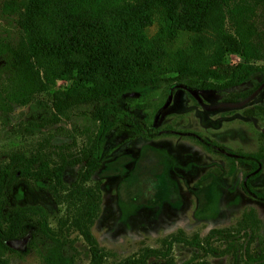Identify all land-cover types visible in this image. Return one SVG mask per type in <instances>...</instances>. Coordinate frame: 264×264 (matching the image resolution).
<instances>
[{"label":"trees","instance_id":"trees-1","mask_svg":"<svg viewBox=\"0 0 264 264\" xmlns=\"http://www.w3.org/2000/svg\"><path fill=\"white\" fill-rule=\"evenodd\" d=\"M259 7V0H5L1 13L14 21L18 35L0 39V76L5 79L0 111L10 114L17 106L34 105L36 97L57 81L68 80L73 81L69 89L54 92L50 104L38 105L51 112L50 121L55 123L73 109L88 107L99 130L90 145L77 146L74 140L58 150L0 162V264L4 255L22 257L31 251L43 264H78L81 252L76 241L52 228L47 208L22 204L16 189L27 181L50 193L58 205L68 204L74 209L73 225L89 236L103 197L101 182L86 185L103 167L108 135L121 129L132 137L155 136L131 106L138 97L178 84L222 92L228 103L253 95L264 83V65L239 63L224 82L216 79L230 53L264 61L256 24ZM156 20L160 30L149 37L147 28ZM180 32L187 35L186 42L170 49L171 39ZM249 83L247 89L226 92ZM40 127L30 122L25 130L32 133ZM197 139L207 151L230 158L233 170L244 168L243 190L264 202V190L254 186L264 172L263 147L256 152L233 151ZM77 166L80 181L68 184L67 173ZM62 222L58 220L60 226ZM254 242L251 231L212 229L205 238H189L180 230L134 263L156 258L177 264L174 247L183 244L195 249L185 264H209L194 262L209 254H231V264H240V256L245 264H264V246L255 247Z\"/></svg>","mask_w":264,"mask_h":264},{"label":"rangeland","instance_id":"rangeland-1","mask_svg":"<svg viewBox=\"0 0 264 264\" xmlns=\"http://www.w3.org/2000/svg\"><path fill=\"white\" fill-rule=\"evenodd\" d=\"M4 1L0 0V39L16 38L14 21L1 13ZM259 2L256 24L258 39L264 46V0ZM159 30L156 20L147 33L154 37ZM186 40L187 35L180 32L171 39L170 49L176 50ZM243 62L264 65V61L230 53L225 66L218 70L216 82H224L229 72ZM3 83L4 76H0V89ZM72 84L73 81H57L49 91L36 97L34 105L17 106L10 114L0 111L1 163L19 155L58 150L57 146L72 144L74 140L77 146L96 142L99 123L91 120L88 107L73 109L55 123L50 121L51 112L38 105L50 104L54 92L67 90ZM250 86L239 85L226 92ZM131 106L155 136L132 137L121 129L108 135L103 167L86 185L93 187L101 182L103 197L100 217L89 236L73 225L74 209L68 204L58 205L50 193L36 190L27 181H21L16 189L22 204L47 208L52 228L76 241L81 252L78 264H135L146 250L161 248L163 240L180 230L189 238H205L212 229L251 231L255 237L253 246H264V202L243 190L244 168L233 170L230 158L207 151L194 137L215 141L233 151L256 152L264 148V83L238 103L225 102L219 91L178 84L143 94ZM30 122L42 127L30 133L25 130ZM80 170L81 166H77L68 171V184L80 181ZM254 186L264 190V172ZM59 219L63 220L61 226ZM194 252V248L176 244L177 264L191 260ZM194 262L231 264L233 258L231 254H209ZM1 264L43 261L31 251L22 257L4 255ZM147 264L165 261L152 258ZM240 264H245L243 256Z\"/></svg>","mask_w":264,"mask_h":264},{"label":"flooded vegetation","instance_id":"flooded-vegetation-1","mask_svg":"<svg viewBox=\"0 0 264 264\" xmlns=\"http://www.w3.org/2000/svg\"><path fill=\"white\" fill-rule=\"evenodd\" d=\"M194 137L197 139V138H200L198 135H194ZM200 139H203V138H200ZM198 140V139H197ZM210 141V140H209Z\"/></svg>","mask_w":264,"mask_h":264}]
</instances>
